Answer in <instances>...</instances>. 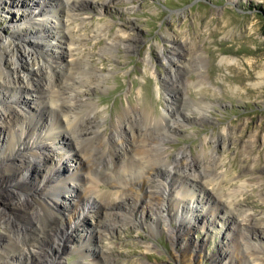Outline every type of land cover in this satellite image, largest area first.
<instances>
[{
	"label": "rangeland",
	"instance_id": "1",
	"mask_svg": "<svg viewBox=\"0 0 264 264\" xmlns=\"http://www.w3.org/2000/svg\"><path fill=\"white\" fill-rule=\"evenodd\" d=\"M46 1H50L44 4L49 9V6L61 7L59 3L63 0ZM34 2L26 0L25 5L18 3L15 7L1 5L0 35L9 36V26L26 23V15L34 9ZM73 12L77 15L66 19L67 26L71 28L79 24L74 34L85 35L86 45L83 48L88 65L97 71V75H104L98 86L80 87L82 99L89 98L95 103L96 114L93 117L96 130H101L98 136H109L116 119L128 105L143 109L154 117L159 116L170 103L167 102L165 85L177 81L178 91L174 90L173 95L184 98L177 107L183 120L178 125L177 133L165 142L166 151H169L167 161H173L175 153L187 150L190 157L199 154L201 161L213 162L215 153L219 158L216 170L224 175L221 192L213 184L200 182L194 177L185 179L188 184H195L192 194L202 204L196 208L198 213H194L199 215L197 220L190 216L192 221H196L194 228L188 234L175 231V241L170 238L167 227L178 228L176 214L172 216L166 212L168 221L166 229H163V219L159 218L158 213L138 207L142 206L139 204L133 212H129L132 220L124 224H112L100 219L101 224L106 226L98 230L99 227L91 223L95 222V219H91L92 211L88 206L81 205L80 210H85V221L82 226L74 227L80 231L84 229L80 232L83 236L80 240L89 244L88 248L94 252L84 251L81 254L76 248L61 252L58 247L61 245L60 236L65 231L68 235L69 223H73L74 219L68 203L75 204L76 197L67 188L64 195L69 200L60 197L58 203L64 225L55 233L50 231L48 239L43 238L40 248L44 252V260L39 262L36 253L25 249L13 253L7 264H181L175 255L181 254L186 241L190 249L195 248L196 258L184 264H215L214 259L218 260V264L221 261L222 264H264V0H80ZM50 18L42 21L48 28L53 21ZM83 19L84 23L81 22ZM21 26L30 29L32 24ZM20 31L27 39L30 38L29 34ZM118 37L121 41L116 40ZM114 38L116 47L108 49L105 42ZM177 45L181 46V53L175 55L176 59L169 67L164 56H168ZM21 48L19 45L13 47L9 55L17 56ZM146 55L150 63L144 61ZM84 61L78 62L79 67L84 65ZM183 61L188 64H183ZM172 72L176 78L166 80ZM202 75L206 80L199 85L197 79ZM86 78L84 76L83 80ZM66 83L71 85L72 81ZM65 92L67 95L72 94L69 89ZM27 93L29 95L19 93L21 103L31 104L34 108L23 117L29 119L38 133L49 129L53 114L48 111L37 112L39 104L36 103L35 92L29 90ZM6 96L5 102H10L12 98ZM200 99L208 106L204 109L206 120L197 119L203 112L197 108ZM17 108L20 109L19 106ZM57 118L65 127L62 118ZM0 129L1 149L8 143L10 132L6 136L4 127ZM204 138H207L205 142ZM80 145H83L84 150L90 143L83 141ZM102 148L106 156L109 155L108 145ZM137 149L134 153L138 155L128 151L123 156L124 160L128 163L129 159L134 163H145V156L140 148ZM98 161L96 164L100 166L103 162ZM119 162H116L118 167L121 165ZM0 164V176H3L0 186L17 190L21 194L19 198L26 204L43 177L45 171L42 170L49 168L40 164L42 170L36 176L31 169L29 178L37 182L23 186L18 175L16 181L10 178L6 180L12 174L9 162ZM62 169L55 177L66 179L76 172H79V176L81 173L87 175L86 165L80 166L72 156L62 164ZM138 172V167L136 170H126L127 176L132 179L141 177ZM163 173L158 175L162 187L167 186L171 190L166 183L169 178ZM199 173L204 174L203 170ZM171 176L174 178L175 174ZM241 183H244L242 190L230 201L234 207V213H231L227 210L229 194L233 189L239 190ZM200 185L202 189H199ZM99 187L93 206L101 201L113 200L120 193L123 201L121 212L128 214V210L131 211L126 208L132 199L127 193V186L114 188L112 184L100 181ZM2 193L0 206L6 209L8 216L11 214L12 227L18 230L21 223H26V219L21 217L25 214L22 209L16 208L13 212L11 207L8 208L9 203L4 204L5 196ZM177 193L187 194L185 190ZM39 196L40 199L44 198L41 194ZM49 203L53 202L49 200ZM175 210L179 215L184 213L181 208ZM69 213L70 218H66ZM8 229L0 224L1 242ZM71 234L72 238L76 235L74 232ZM221 251L226 252L228 257L221 255Z\"/></svg>",
	"mask_w": 264,
	"mask_h": 264
},
{
	"label": "bare ground",
	"instance_id": "2",
	"mask_svg": "<svg viewBox=\"0 0 264 264\" xmlns=\"http://www.w3.org/2000/svg\"><path fill=\"white\" fill-rule=\"evenodd\" d=\"M34 1H36L33 4L34 9L26 15V23L9 26V29H11L9 36L0 35V127H4L3 131L6 136L10 132L8 143L5 148L0 149V163L6 161L12 166L10 170L12 174L6 180L10 178L12 181H16V175H18L19 181H23L21 182L23 186L34 185L37 182V180L29 178L28 173L31 169L34 170V176H36L40 169L42 170L40 164L47 165L49 168L42 170L45 171L43 177L40 179L39 185L36 184V194L35 192L31 193L32 198L28 199V204L19 198L21 194L17 193L14 188L11 187L10 190L9 187L4 189L0 186V194L3 192L2 194L5 196L3 199L4 204L9 203L8 208L11 207L13 212L16 208L22 209L25 215L21 217L26 219L25 225L21 223L19 229L16 230L12 227L11 214L8 216L6 209L0 206V224L10 228V230H7L6 235L4 234L3 242L0 240V263L7 264L8 258L13 253L25 249L36 253L39 262L44 258V252L40 248L43 238L44 240L48 239L51 235L49 234L50 231L55 233L59 227L64 225L61 209L59 208V198L63 197L65 201L69 200L68 196L64 195V190L67 188L74 192L76 203L70 201L68 203V208L74 213V219L71 218L73 223H69L68 235L65 231L60 236L61 245L58 247H60L61 252H65L67 248L71 247L76 248L81 254L84 251H87V253L89 251L90 253L93 252L92 248H88L90 247L89 244L84 243V240L83 242L80 240L83 237L81 233L84 229L80 231L79 228H75L76 225L82 226L85 221V210L82 207V210H80L81 205L88 206L92 211L91 219H95V222L91 221V223L98 226V230H103L106 226L101 224L100 219H105L112 224H124L127 220H132L129 212H133L135 207L141 204L142 206L138 207L158 213L159 218L163 219V229H166V221H168L165 216L166 212L168 211V214L172 216L177 215L178 228L171 227L170 229L167 227L172 240H176L175 231L180 233L185 231L188 234L194 228V222H196L191 219L197 220L199 217L194 213L197 212L196 208L202 204V201H199V198L194 197L192 194L196 187L195 184H188L185 179L194 177L195 180L200 182L213 184L214 188L216 187L221 192L220 185L223 182L224 175L216 170L219 158L215 153L212 156L213 162L201 161L199 154L196 157H190L187 150L175 153L174 160L167 161L169 151H166L165 142L170 141L171 136L177 133L178 125L183 120L180 119V109L177 107L181 105L184 98H182L183 96L176 98L173 95L174 90L175 92L178 91L177 81L165 85L168 94L167 102L170 103L165 106L159 116L154 117L143 109L128 105L124 108L121 116L119 115L116 119L109 136L107 137L104 134L98 136L101 130H96L97 125L93 117L96 114L95 103L91 102L89 98L82 99L80 87H88V85L96 87L102 82L104 75H97V71L88 65L89 61L86 60L85 49L83 48L86 45L85 38H83L85 35L74 34L75 27L79 24L76 23L69 28L67 26L68 20H66L69 16L77 15L73 11L80 0H63L59 3L61 7L52 8V6H49V9H47L48 5L44 4L50 1ZM25 2L26 0H0V6L9 4V6L15 7L18 3L25 5ZM49 18H53V21L48 28L42 21H48ZM84 21L83 19L81 22L84 23ZM24 24H32V27L23 29L21 25ZM20 30L29 34L30 38L27 39V36H23ZM168 38L173 40L170 35H168ZM119 39V37L116 38V40ZM116 42L114 38L109 42H105V45L108 49L115 48ZM18 45L22 47L19 51L21 53L17 56L14 54L10 56L12 48H16ZM181 50V46L177 45L168 53V56H164V61L168 63L169 67L172 64L171 62L176 59L175 55L180 54ZM81 60H85L84 65L81 64L79 67L78 62L81 63ZM144 61L150 63L148 55L144 57ZM182 63L188 64L185 61ZM84 76L88 78L83 80ZM174 78L176 77L172 72L166 80ZM205 80L206 77L202 75L197 79V83L202 85ZM66 81H72V84L70 85ZM68 89L72 94L68 93L67 95L65 90ZM29 90L35 92L38 101L36 103L39 104V108L36 109L37 112L48 111L54 116L50 128L45 129L43 132L38 133L36 127L29 123V119L23 117L31 111V108H34L31 104L21 103L20 94L25 95L26 93L29 95L27 93ZM5 96L6 98L11 97L12 100L6 103ZM24 99L26 98L24 97ZM15 100L16 102H14ZM17 103L18 105H16ZM198 103L200 104L197 108L203 112L197 119L206 120L204 109L208 106L201 99L198 100ZM78 111L79 114H77ZM57 117L62 118L65 127L58 122ZM206 139L204 138V142ZM83 141L90 143L89 147H85L86 151L82 149L83 145L80 147V142ZM106 145L109 149V155L107 156L102 148ZM137 148H140L142 155L145 156V163H134L132 159H129V163L125 161L123 156H126L128 151L137 152ZM70 156L74 157L75 162L80 166L86 165L87 175L81 173L79 176V172H76L68 175L66 179L55 177L58 171L63 170L62 164L69 160ZM98 160L103 162L100 166H97L98 163L96 164ZM119 161L121 165L118 167L116 162ZM0 166L2 165L0 164ZM137 167L141 179L128 177L126 170H136ZM200 170H203L204 174L199 173ZM160 172H164L163 174L169 178L166 183L169 184L171 190L167 189V186L162 187V181L158 177ZM173 174H175L174 178L171 176ZM0 179H3L2 175ZM192 180L194 181V179ZM100 181L108 182L114 188L128 187L127 193L132 198L127 203L126 208L131 209V211L128 210V214H124L120 210L123 209L120 193L118 195L114 194L115 198L113 197V200L101 201L100 204L93 206L96 202L94 199L95 193L100 188ZM243 185L244 183H241L239 190L233 189L229 194L227 210L229 209L228 211L231 213H234V207L231 204L234 200L233 197L238 191L242 190ZM199 187V189L203 188L201 185ZM176 189L181 192L185 190L187 194H178L179 191H175ZM38 194H41L44 198H38ZM49 200L53 203L50 204ZM176 208H181L185 214H177ZM67 215L69 217L66 216V218H70V213ZM66 218H63V220H66ZM71 232L76 234L74 238H72ZM99 232L96 231L95 233ZM57 240L58 237L55 241ZM184 247L181 254L175 256L181 264H184L185 261L191 263L196 258L195 248L190 249L187 241L184 243ZM220 253L225 257L227 256L226 252L221 251ZM214 261L215 264H218L217 259H214Z\"/></svg>",
	"mask_w": 264,
	"mask_h": 264
}]
</instances>
